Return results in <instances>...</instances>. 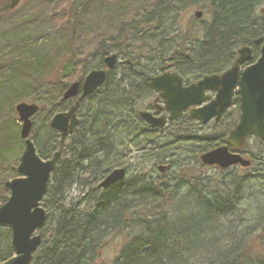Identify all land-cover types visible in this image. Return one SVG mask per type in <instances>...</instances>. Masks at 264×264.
Listing matches in <instances>:
<instances>
[{"label": "trees", "instance_id": "obj_1", "mask_svg": "<svg viewBox=\"0 0 264 264\" xmlns=\"http://www.w3.org/2000/svg\"><path fill=\"white\" fill-rule=\"evenodd\" d=\"M7 1L6 9L0 13V24L5 23L1 21L4 15L14 12ZM50 1L43 0L40 13L9 23L10 33L1 34L0 90L5 92L9 87L2 105L0 101L1 116L12 103L16 106L24 102L20 97L31 89L60 88L62 92L54 106L56 114L69 110L76 101H66L63 95L71 84L82 82L86 71L82 61L75 76L67 72L78 38V0H65L64 5H51ZM109 5L112 9L104 13L108 22L104 38H98L94 51L86 56L98 55L105 68V58L116 54L130 61L131 66L120 65L125 67L121 76L109 73L105 85L81 104L80 125L67 140L42 201L47 221L39 231L42 244L31 264H264V225L252 219L245 221L242 208L245 183L260 182L264 188V141L255 138L254 148L249 143L244 148L251 167L225 171L215 168L218 175H224L223 179L227 175L221 181L217 177L203 179L202 172L211 168L204 167L199 157L221 146L226 138L205 140L195 162L174 159L159 167H179L174 187L162 175L156 179L149 176L143 166L135 169L138 174L127 177L131 165L126 162L127 153L120 154L119 145L128 138L137 152L146 151L151 166L165 159L167 150L154 145L162 130L148 126L139 117L140 108L152 94L150 78L172 71L190 82L225 72L239 49L252 47L256 39L264 37V19L255 13L257 4L253 0H208L205 6L197 3L205 10L206 20L194 18L187 23L177 0H136L134 5L131 0H117ZM102 10L96 11V21L101 19ZM27 24L35 26L29 32L21 31ZM113 32L115 35H111ZM159 34L171 36L169 46L163 39L157 44ZM133 40L137 49L130 45ZM259 56V51L254 52L246 66ZM153 58L159 66L152 63L139 70L143 60L150 59V64ZM235 100L239 111L240 96ZM36 104L41 112L43 102ZM223 116L225 122H217L215 128L218 136L233 125L234 111L228 110ZM182 120L184 124L195 123L189 116L179 121ZM184 124L177 121L171 125L182 133L176 134L183 135L189 133ZM31 136L43 160L52 159L59 150L60 136L50 123L40 138L34 133ZM14 138L19 139L17 135ZM0 139L3 205L8 200L3 167L8 164L12 133ZM136 143L144 144L138 147ZM256 162L259 167L252 172ZM117 169L126 170L124 180L99 190V184ZM73 188L84 194L83 198L68 202ZM249 216L254 214L250 212ZM7 240L10 244L3 251L1 244ZM107 252L114 256L104 259ZM12 256L11 234L5 229L0 235V261Z\"/></svg>", "mask_w": 264, "mask_h": 264}, {"label": "water", "instance_id": "obj_2", "mask_svg": "<svg viewBox=\"0 0 264 264\" xmlns=\"http://www.w3.org/2000/svg\"><path fill=\"white\" fill-rule=\"evenodd\" d=\"M21 1L10 0V10H15ZM202 16L201 11L195 13L196 19ZM261 42L262 39L256 43ZM251 57L252 50L242 48L229 70L221 75L206 76L189 86L185 85L183 77L173 72L151 78L149 88L159 96L156 102L163 101L164 106L159 110L166 111L169 116L157 118L149 111H140L139 117L149 126L161 130L190 110L193 120L206 125L219 118L232 105L238 90L241 114L237 126L227 138V145L201 155L200 162L203 166L222 170L236 166L249 168L251 161L245 160L240 150L251 138L257 137L264 141V45L258 61L241 72V66L249 62ZM104 63L106 70L91 71L82 83L75 82L64 92V100L77 98V101L68 111L56 114L51 120V128L60 136L59 150L52 159L43 160L31 139L33 119L40 112L39 105L21 102L15 106L21 122L20 136L25 147L18 166L20 177L5 183L9 198L0 206V228L11 233L13 252V257L0 264H31L33 256L41 246L42 237L38 235V231L47 221V212L42 207V201L48 193L66 141L80 124L78 111L81 104L105 85L108 72L114 71L122 61H119L118 55L111 54L105 58ZM124 64L131 65V62L126 61ZM210 93L216 95L214 99ZM125 177L126 170L117 169L99 184L98 189L106 190Z\"/></svg>", "mask_w": 264, "mask_h": 264}, {"label": "rangeland", "instance_id": "obj_3", "mask_svg": "<svg viewBox=\"0 0 264 264\" xmlns=\"http://www.w3.org/2000/svg\"><path fill=\"white\" fill-rule=\"evenodd\" d=\"M65 0H51L50 3L56 4L59 2L60 5H64ZM117 0H78V9L80 13V17L78 18L79 23L77 24L78 30V38L76 39L75 42V47L73 49L74 51V60L73 62L69 65L67 72L69 73V76H75L76 74V67L78 65H83L81 63L82 61L85 62L86 65V71L83 74L84 78L86 75L97 69H105L101 65V59L98 55H95L94 57H88L86 54L90 51H94L93 49V44L97 42L98 38L103 39L104 36V30L105 26L107 25V21L105 18L104 13H107L109 9H112L109 5V3H115ZM180 4L178 9H181V12L183 13V18L185 19L184 23H187L191 19L195 18V13L202 11L203 16L199 19V21H205L206 17L205 16V10L200 9L198 5L200 4L201 6H205L208 3V0H177ZM134 2L136 0H131V3L134 5ZM253 2L256 5L255 8V13L256 15L262 17L264 19V0H253ZM8 3L7 0H0V13L6 9V4ZM198 3V5H197ZM44 4L43 0H22L18 8L11 13H8L7 15H4L5 17L1 19V21H4L5 23L0 24V39H1V34L4 33H10L12 30L11 26L9 23L15 24L16 20H20L24 18L25 16L31 17L34 13H40V7L39 5ZM130 4V3H129ZM106 5H108L106 7ZM128 7H131L128 5ZM102 8L101 12V19L96 21L95 19L97 18L95 13L97 14V10ZM58 10H61L59 8ZM0 14V18H1ZM168 18H170V15H168ZM196 19V18H195ZM39 22V21H38ZM35 25L32 26V28ZM20 27V26H19ZM28 24L26 26H23L21 31L29 32L32 29ZM117 28H115L116 31ZM172 32V30H171ZM111 35H115L113 32ZM161 37V38H159ZM171 36H165V35H158L157 36V44L159 43L160 39L165 40L166 42V47L169 46L168 39ZM109 39V38H108ZM131 39V37H130ZM2 40V39H1ZM108 41V40H107ZM13 42V41H11ZM1 44V41H0ZM13 44V43H12ZM134 44V49H137V43L135 40L131 42V46ZM160 46H162L160 44ZM13 47V45L11 46ZM254 52H257L254 50ZM254 54V53H253ZM153 58V61L149 64V60L145 59L143 60L144 65H141L139 70H145L146 66L145 65H151L152 63L155 64V61ZM123 60V59H121ZM125 61V60H123ZM233 64V63H232ZM232 64L229 65L228 69L232 66ZM159 66V64H155ZM125 69L124 66H119L113 73L116 76H121L122 71ZM226 70V71H227ZM1 73V71H0ZM17 74H19V69L16 71ZM160 74V73H159ZM158 75V74H157ZM15 78L20 79L21 75H16L14 76ZM3 78L0 76V80ZM84 79H82L83 81ZM190 82H195L193 80H190ZM8 88H5V92L0 90V101L3 100V95L5 96L8 93ZM62 90L60 88H51L46 90L38 89L36 90H29L28 93H25L23 96H21V100H23L26 103L32 104V103H39L43 102V110L34 117L33 119V129L31 135L37 134L39 138L42 136L43 132L47 131V125L48 123H51L52 118L55 116L54 112V106H55V101L58 98V96L61 94ZM156 98V94L152 93L150 97L147 98L145 101L144 107L140 108V110H152L153 107V102ZM238 100V99H237ZM4 103V101L1 102V105ZM16 103H12L9 107H7V110L4 111V115H0V137L3 135H6V137L12 133L13 139L9 143L11 144V150L9 151V156L7 159L8 164L5 165L3 168L5 171H3V175L6 181H11L17 177H19L18 174V165L20 163V158L22 156V153L24 151V141L20 138V130H21V122L18 119V116L16 115L14 111V106ZM41 105V104H40ZM229 110L232 112L234 111V120H233V125H236L238 118H239V111H238V102H236L229 108ZM68 111L66 109L63 112ZM224 116L222 115L219 119V121H212L207 125H200L199 123H187L184 124V120L178 121L181 125L184 124V129L188 128L189 133L188 134H183L179 135L176 133H181L179 129H176L175 127L173 128L171 124H169L167 127H165L161 133L158 135V139L156 140V143L154 145L158 147H163L167 152L164 154L163 157L165 159L161 160V163L155 164L154 162L152 163V166L150 165V161H148L149 156H145L144 150L142 152H137V148L133 145H130L129 139L127 138L125 140V143L119 144L120 145V154H124L125 152L127 153V158L126 162L131 165V170L128 172L127 177L134 176L138 174V171L135 170L136 168H139L140 166H143L145 168L144 172H147L149 176L152 178L156 179L158 178L159 175H162L171 185V187H174L176 184V179L175 177L177 176L179 167L174 166L172 169L170 168L169 170L165 168H160L159 167H164L167 163H169L171 160L174 159H180V161H185V163H192L195 162V157L200 156V148L202 144H204L205 140H210V139H217V137L221 138H227L229 130L233 128L232 126L226 127L225 131L221 133L222 136H218V133L215 132V128H217V122H225L223 120ZM194 122V121H193ZM177 123V122H175ZM220 128V127H219ZM12 131V132H11ZM18 136L19 139L15 140V136ZM31 139L33 142L35 140L31 136ZM9 141V140H8ZM1 142V139H0ZM4 143V142H3ZM249 145H252L254 148V138L251 139L249 142ZM138 147H141L144 143H136ZM224 144V143H222ZM127 148L130 149V153L127 152ZM148 154V152H147ZM205 154V153H204ZM142 155V156H141ZM145 158L143 159V157ZM152 158H156L153 156ZM141 160H144L141 162ZM113 161V159L111 160ZM187 161V162H186ZM259 167V164L256 162L255 166L251 168L252 172H255L257 168ZM236 169V167L234 168ZM208 170V171H207ZM203 171V179L206 178H211L213 179L214 177H217L219 180H224L223 179L224 175L222 174H217L215 168L207 169ZM151 171V172H150ZM241 174V173H239ZM201 175V174H200ZM242 175V174H241ZM213 181V180H212ZM183 188V187H181ZM243 192H242V208L244 212V216H246L245 221L247 219H252V222H259L261 225H264V222L262 220L264 219V188L263 184L260 182H253V183H245L243 187ZM181 191H184V189H181ZM87 191H85L86 194ZM182 193V192H181ZM184 193V192H183ZM84 195V194H83ZM83 195L80 194V191L77 188H73L70 194L68 195V202H76L78 201L81 197L83 198ZM6 197H9V192L7 191ZM261 205V206H259ZM2 206V205H0ZM259 206V207H258ZM250 212L254 214V217L249 216ZM251 222V223H252ZM250 223V224H251ZM5 229H0V235L3 234V231ZM7 243L10 244V241L7 240L6 244L5 241L2 242L1 248L5 249V246ZM113 244V246H115ZM4 246V247H3ZM110 250H114L112 247H110ZM115 253V252H114ZM114 255H110L107 253L104 254L103 258L108 260L112 258ZM103 261V260H102ZM101 261V262H102Z\"/></svg>", "mask_w": 264, "mask_h": 264}, {"label": "flooded vegetation", "instance_id": "obj_4", "mask_svg": "<svg viewBox=\"0 0 264 264\" xmlns=\"http://www.w3.org/2000/svg\"><path fill=\"white\" fill-rule=\"evenodd\" d=\"M262 39V42L260 43V44H257L256 42L257 41H254V43H253V45H252V47H251V49H252V51L254 52V50L255 51H260V49H261V47L263 46V44H264V37H262L261 38ZM156 97H157V95H156ZM155 102V104H154V106L152 107V110H149L155 117H161L162 115H166V113L165 112H160V110H159V108H160V106H161V103L160 102H156V101H154Z\"/></svg>", "mask_w": 264, "mask_h": 264}]
</instances>
